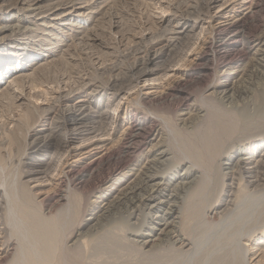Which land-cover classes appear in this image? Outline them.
I'll list each match as a JSON object with an SVG mask.
<instances>
[{
    "label": "rangeland",
    "instance_id": "rangeland-1",
    "mask_svg": "<svg viewBox=\"0 0 264 264\" xmlns=\"http://www.w3.org/2000/svg\"><path fill=\"white\" fill-rule=\"evenodd\" d=\"M3 24L13 30L0 29V264H185L167 233L142 243L172 207L195 212L207 235L232 180L219 158L264 140V0H0ZM45 135L60 140L51 163L30 144ZM98 142L100 159L74 150ZM158 149L167 155L152 164ZM236 167L240 189L248 177ZM144 173L165 181L151 204ZM37 214L53 223L54 259L44 230L32 231ZM259 226L241 243L264 249ZM258 252L246 264H264Z\"/></svg>",
    "mask_w": 264,
    "mask_h": 264
},
{
    "label": "bare ground",
    "instance_id": "bare-ground-1",
    "mask_svg": "<svg viewBox=\"0 0 264 264\" xmlns=\"http://www.w3.org/2000/svg\"><path fill=\"white\" fill-rule=\"evenodd\" d=\"M38 2L39 1H37L34 5H37ZM11 6H13V5H11ZM177 21H178V23L176 24V26L181 25L182 27H186V25L188 24V22H187L188 18L185 17V16L181 17V18L179 17L177 19ZM192 26H194V25H192ZM192 26H189V27H192ZM182 27H180V28L177 27V28L182 29ZM0 29L13 30V27L8 25V24H3V25H0ZM179 29H178V31H179ZM219 29H217V30H219ZM175 32H177V31H175ZM161 50L164 51L163 48H161L159 52H155L153 54V57L155 55H157L158 53H160ZM40 54H41V52L38 53V55H40ZM149 60L152 61L153 58H150ZM130 81H132V80H130ZM120 89L121 88H116V91L120 90ZM222 94H224V93H222ZM231 95H229V96H231ZM9 96H11V95H8L7 99H9V101H10ZM83 102L86 103L87 101L85 100V101L80 102V105H75V106H77L76 108H74L75 107L74 105H71V107H72L71 109H72L73 113H76V114H79V115L82 113V107H84V103ZM87 103H89V102H87ZM103 109H101V110H103ZM107 109H108V106H106V110ZM67 110L68 109H66L65 112H67ZM104 111H105V109H104ZM68 113H70V112H68ZM135 123H134V126H136V127L138 126L137 127L138 132H137V134H135V136H137L138 134H141L144 131V129H143L144 126H142L138 122H137L138 123L137 125ZM248 123L249 122L245 119L244 122H243V129L252 128V126L249 127ZM102 124H104V123H102ZM18 126H21V125H18ZM20 130H22V129H20ZM75 131H79V135L84 134L86 136L87 133L91 134V133L97 131V129H96V127H90V128L81 129V130L77 129ZM72 135L75 136V135H78V133L77 134L73 133ZM49 137H50L49 135H45L44 137H38V136L36 137L35 136L34 138H32V141L30 142V144L32 145L31 146L32 149L38 147L41 150L44 149V151H48L49 160H50V163H51V162H53V159H54L55 155H57V153H58V149L55 146V144L58 141V139L57 138L50 139ZM58 142H60V140ZM84 146L85 145L81 144V146H78L77 148L74 149L76 151H78L80 149L78 151V153H77L78 157H80L83 154L91 155L92 153H94L95 155H97V158L100 159V158H102L105 155L104 150H106V149L104 147L105 146L104 143L102 145H100L99 142L98 143H94V144L92 143V145H90L89 147H86V148H84ZM158 146L161 147L160 143H156L153 146V148L154 147H158ZM83 148L84 149L90 148V149L88 151H86V152H82ZM248 150H252V151L254 150V153L252 152L253 154H250L248 152ZM156 151L158 152L159 156H157V152H154L153 156H149L148 157V158L152 157L151 160H150L152 162V164H157L159 162H163L164 161V157L167 155V151L166 150L158 149ZM94 159L96 161V157ZM223 160L221 158H219V161H218L219 168H220V170H223V171L225 169H228V170L231 169L232 171L230 170V171H227V172H228V174L232 175L231 176L232 180L227 185V187H228L227 188L228 196L224 200V202H223V204H222V206L220 208V210H221L220 214H221V216H223L222 220H220L218 223H216L213 227L209 228L208 231H207L208 232L207 235H202L201 236L200 232H202V231H200V229H201L200 226L203 224L202 223L203 221L199 218V216H197L195 214V212L190 211V213L187 216L183 217L182 214H181V208L180 207L178 208L177 205H176L177 208L172 207L171 211H169V212L166 211L168 213V216H169L168 221H165V223L163 222L162 227L160 226V224L158 225L159 226V228L157 229L158 231L154 235H152L150 239H147V240L143 241L141 249L145 248L146 246L151 245V243L154 244L155 241H156L155 243H157V240H158L157 236H160L163 233H165V234L167 233V234L170 235V237H173L172 239H174L175 243L178 244L177 246L174 245V247H175V248L173 247L174 250L177 251L180 255H184V256L187 257V260H186L185 264H246L245 258H247V255L249 256V254H248L249 252H252L253 257L255 255H257L256 253L259 250H260V252L262 250L261 253H264V249L263 248L259 249V248L256 247L257 250H255V247L250 246L249 244H246V246H245L243 243H241V240H242L243 236H246V235H248L251 232L252 233L254 232V234H255V231H253V230L258 228L257 226H259V225L262 226V227L264 226V140H261L259 142H254L252 147L245 146L243 149L238 148L234 153H232L228 157L227 160H225V161H223ZM191 161H192V165L188 168L187 171H190L193 168V165L196 164V161L194 159H192ZM119 162H121V161H119ZM64 163H66V162H64ZM35 164L36 163H34L33 166H39V165H35ZM38 164L41 165V164H43V162H38ZM236 166L241 169V176H247L248 177V178H246L247 180H246V183H245L244 187L240 188V189H238L237 184L234 181V177H233V176H235L234 174H235V171L237 170L236 169L235 171H233V168L236 167ZM46 170H49V167L45 168L44 171H42V173L45 174ZM120 174H121V171H120ZM222 174H224V176H225L226 175L225 171ZM189 175L190 174L188 172H186L184 177H190ZM213 175H215V174H213ZM224 176H223V178H224ZM235 177H237V176H235ZM197 179L193 183V186L197 182ZM208 179H210V178H208ZM163 180H162V177L159 178L157 175H151V174L144 173V175H143L144 188L150 187L151 188V192L146 197L145 196H143L144 198L141 197V198H143L142 199L143 202H145L147 204H151V203L154 202L153 200L155 198H157L156 195L154 194V192L157 193V192L160 191L161 184H162L160 182L163 181ZM153 181H155V182H153ZM163 182H165V181H163ZM193 186H191L190 188H193ZM6 192H7V195L9 196L8 200L10 201V196H11L10 192L8 190H6ZM129 193L130 194H135L136 192H134V190H132ZM238 193H240V194H238ZM27 196H28V194H27ZM125 196L128 198L127 194H125ZM125 196H124V198H125ZM23 197H25V196H23ZM203 197H204V195H203ZM96 199H98V198H96ZM26 201H28V200H26ZM106 207H107L106 211H108L109 207L108 206H106ZM1 209H2V207H1ZM8 209H9V212L10 211L15 212V213L17 212L13 207H9ZM210 209H211V207H210ZM161 214H164V213H161ZM9 216H10V214H9ZM163 217H164V215H163ZM251 221H254V224H253L252 228L248 227L251 224ZM30 225H31L32 231H34V230L38 231V230H41V229L44 230L45 234L41 235L42 238L40 239V242L43 245V248H46V247L48 248L49 247L48 248V249H50L49 250V256L52 259H54V256H55V253H56V250H57V237L55 238L54 236H52V234H54V235L56 234L55 230L53 232V229L51 228L53 226L52 221L50 219H48V217H45V216L37 214V216L33 218V221H32V223H30ZM184 228H187L188 235L183 233V229ZM156 234H157V236L155 237ZM244 238H243V240H245ZM122 240H123V237H122ZM169 240L171 242V239H169ZM258 242H259V244H261L262 242H264V240L257 241L256 244ZM171 243L173 244L174 242H171ZM158 246L159 245H157V247ZM260 246L262 247V245H260ZM141 249H138V250L141 251ZM165 257L166 256H164V258ZM152 258L154 260H156V261H160L161 259L162 260L164 259V258H162V255H159V254H156V255L154 254ZM167 259H168V262H169V258H167ZM170 260L174 262V261H176V258H174L172 256ZM260 261H263V260H260ZM260 261H258L259 264H261ZM46 264H51V263L48 262Z\"/></svg>",
    "mask_w": 264,
    "mask_h": 264
}]
</instances>
